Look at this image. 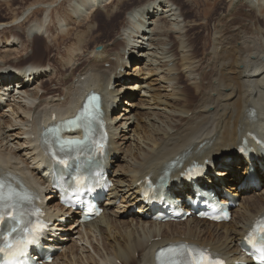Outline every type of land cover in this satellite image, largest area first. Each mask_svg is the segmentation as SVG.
Masks as SVG:
<instances>
[{
	"label": "bare ground",
	"instance_id": "bare-ground-1",
	"mask_svg": "<svg viewBox=\"0 0 264 264\" xmlns=\"http://www.w3.org/2000/svg\"><path fill=\"white\" fill-rule=\"evenodd\" d=\"M205 1L208 3L209 0ZM226 1L229 5L226 4L215 18L211 17V6L207 8L208 17L197 16L200 21L197 24H202L206 32L204 40L209 45L199 58L189 30L191 26L187 24L186 8L177 0H0V24L7 21L2 19L14 22L27 6L34 3L53 5V19L47 30H41V23L28 25L23 34L26 42L22 49L17 43L22 34L19 36L14 32L17 26L3 28L0 25L2 63L11 65L12 59L23 57L29 50V56L26 60L22 58V62L32 59L33 68L47 74L53 71L50 77L39 82L45 89L42 94L37 89L35 93H27V89H23L25 80H18L22 87L13 89L20 90L19 98L13 93L7 95L3 86H9L11 82H5L8 79L3 80L5 77L1 79L0 75V99L8 101L6 107L13 105L11 116L17 115L9 117L2 113L0 125L4 121L8 132L14 131L18 136L25 134L24 144L31 146L25 150H30V158L36 161L31 168L29 160L19 158L15 150L8 149L9 146L3 150L2 143L8 138L4 136L0 140V175L14 181L18 175H24L38 187V183H46L47 179L39 170L42 163L37 150L38 125L42 123L41 119L53 118V113L59 116L74 113L84 104L91 88L106 93L107 99L115 105L122 101L121 106H124L122 116L111 117L113 129L107 160L115 168L110 175L113 185L106 193L105 211L85 225L79 224L77 219L75 226L94 227L103 239V250L92 240L87 241L98 260L92 254L84 255L87 246H83L81 257L74 255L63 264H155L157 249L177 241L210 247L232 264L240 258L244 236L253 221L264 213L261 158L253 161L263 183L261 189L237 190L249 170L248 160L237 151L239 144L243 137H249L253 132L264 136V0ZM133 2L137 5L132 7L144 6L138 13V17L143 18V25L137 31H124L132 20L131 9L124 20L116 22V19ZM42 12V8L36 7L27 17ZM147 40L152 54L145 52ZM61 41L66 44L64 53ZM100 44L104 46L102 50L98 49ZM52 47L59 48L55 56L62 60H57L61 67L50 62ZM67 56L69 59L64 58ZM134 61L136 64L131 66ZM80 62L84 63L82 67H78ZM2 67L0 70L9 76L16 74L9 66ZM33 68H23V78L37 71ZM209 68V72H204ZM180 70L193 86L194 100L187 91L179 89L180 76L176 73ZM157 76L161 83L166 81V86H159V83L158 88L153 86ZM57 80L60 81L57 87H46V83ZM62 85L68 87L65 93L61 91ZM145 92H150V96ZM137 95H142L143 99H136ZM2 107L0 104V109ZM138 109L147 111L142 119L148 127L139 132ZM134 110L137 112L133 113ZM133 117L135 119L131 121ZM131 131L133 133L129 135ZM117 137L120 140H116ZM194 160L205 163L221 160L215 168L218 177H212V180L221 178L228 188L236 190L234 195L240 194L233 219L215 223L193 217L183 222L159 223L145 218L143 214L149 209L141 202L143 182L140 181L148 176L160 177L172 163L184 164L176 172L179 177L184 167ZM176 189L181 193L190 187L184 184ZM45 191L50 190L46 188ZM43 200H47L51 208L57 205L52 193L45 194ZM134 207L139 209L134 210ZM53 216L58 220L65 217L58 213ZM58 226V230L68 228L62 221ZM68 247L71 250L72 247ZM71 252L74 254L73 250Z\"/></svg>",
	"mask_w": 264,
	"mask_h": 264
},
{
	"label": "rangeland",
	"instance_id": "rangeland-1",
	"mask_svg": "<svg viewBox=\"0 0 264 264\" xmlns=\"http://www.w3.org/2000/svg\"><path fill=\"white\" fill-rule=\"evenodd\" d=\"M22 1H24V0H22ZM177 1H178L179 4H182V6L184 8H186V13H187V15L189 17V20H188L187 24L191 26L189 28V30H190V33H191L192 40H193V42H194V44L196 46V50L195 51L197 53V56L199 58H201L203 56L202 53L204 52V49L205 48H208L209 45L204 40L205 39L204 36H206V32H205L204 28L202 27V24L201 23H198L197 24V22H200L197 19V16H199V17H202V16L205 17V16H207L208 17L209 15L207 13V8H208V6H211L212 9H213L212 10L213 12H212L211 17H214L215 18L219 14V12H221L223 10V8H225L229 4L227 3L226 0H223V1L222 0H209L208 3H206L205 0H193L192 3H189L188 0H177ZM134 3L135 2L129 4L128 6H126V8L123 11L120 12V15L116 19V22L125 19L126 12L128 10H130V8L132 6L137 5V4H134ZM16 6H17V4L15 6H13V8L16 7ZM48 6H49V8H48ZM52 6L53 5H50V4H47V3L46 4L45 3H42V4L41 3L40 4L34 3V5L33 4L32 5H29V6H27L25 8V10L19 16V18H17L14 22H11V20H8V19H2L3 21H5V20H7V21L4 24L1 23L2 24L1 27L6 26V25H7V27H10L13 24L17 26L14 29L15 30L14 32L18 33L19 36L22 34V36L19 37V40L17 42L18 43V46H19L18 48L22 49V48L25 47V46H23V44H25V42H26V40L24 38V35H23L25 33V31H24L25 28L24 27L27 28L28 25H31V24H34V23H41L42 24V28H43L41 30L43 32H45L47 30V28H48L49 23L51 24L52 19H53L52 18V8H53ZM36 7L42 8L43 12L41 14H39V15L38 14L35 15V17L32 16V17L28 18L27 16H29L30 14H32V12L36 9ZM4 8H5V6H4ZM5 10L6 11H9V10H7V8H5ZM21 22H25L26 24L21 25ZM44 22H46V24L43 27ZM41 30H37V32L38 31L41 32ZM45 37H46V35H45ZM117 37H116V39L120 38V36L118 38ZM46 40L48 41V39H46ZM61 42L63 43L61 47H62V52L64 53L65 50H67L66 49V44L64 43V41H61ZM146 42H147V44H146ZM47 43L48 44H51L50 41H48ZM148 44H149V41L148 40L145 41V46L147 47V49H145V52L151 53L152 52V50L150 49L151 46H147ZM188 44H190V42ZM98 47H100V50H102L104 48L103 44L98 45ZM176 48H177V45L175 46V49ZM149 49L151 51H149ZM58 50H59L58 47L57 48L52 47L51 50H50V52H49V54H50V62H52V63L55 62L57 65H58L57 60L62 61L59 56H57V57L55 56V55H58L57 54L58 53L57 52ZM29 54H30V51L29 50L25 51L23 57H20L19 56V58H17V59H14V60L12 59L11 62H10L11 65L14 66V67H16L17 65H19V64L23 65L26 62H29L30 60L33 62L32 59H29V61L22 62V58H25V60H26V58L29 56ZM74 55H75V53H74ZM20 58H21V60H20ZM64 58L65 59L66 58L69 59L68 56L67 57H64ZM80 63H81V65L80 66L78 65V67H82L83 64H84L82 62H80ZM134 64H136V61L132 62L130 65L131 66H134ZM6 65H9V64L8 63H2V61L0 59V66L6 67ZM58 66H60V65H58ZM107 66L109 67V64H106V67ZM210 69L211 68L207 69L204 72H209ZM180 72H181V70L176 73V74L179 73L177 76H180V79H179V83H180L179 84V87L180 88L179 89L187 91L190 94V96L193 98L192 100H194L195 97L193 96V93H194L193 86L189 83L188 79L184 76V74L183 73H180ZM52 73H53V71L50 70L49 74H47L45 72H44V74L43 73L42 74H43V76L45 75L47 77H50V75ZM66 73H68V72H66ZM187 74H189V72ZM66 76L69 77L67 74H66ZM157 77H158L157 78L158 80H157V82L155 81V84L153 86H156L157 88L159 86H162V85L166 86V84H167L166 81H164L165 83L164 82L161 83L160 80H159L160 79L159 76H157ZM42 80H37L35 83H33L29 87L28 86L26 87V85H25V87H23V89H27V93H30V92L35 93V90L36 89L37 90H40V93H42L45 90L44 88H43L44 89L43 90L39 86V84L41 83L40 81H42ZM50 81H52V80H50ZM59 82L60 81L53 82V83H49V84L46 83V87H49V88L57 87L58 85L56 86V84L59 83ZM158 83L160 84L159 86H158ZM201 84L204 85L203 83H201ZM61 87H62L61 88L62 89L61 91H63L64 93H65V91L68 90V87L66 88L63 85ZM188 93H186V94H188ZM58 94H60V93H58ZM145 94L147 96H150L149 94H151V93L150 92H145ZM147 96H145V98H148ZM183 96L185 97V95H183ZM135 98L138 99V100H140L142 98V95L141 96L140 95H137ZM123 107L124 106H121L120 105V107L114 111L113 117H117L118 118V117L122 116L121 112L123 110H121V109H123ZM12 108H13V105H11L10 107H6V106L5 107H2V109H0V116H1L2 113H4L5 115H8L9 117H13L15 115V113H13L14 115L11 116V114H12ZM136 112H137V110H134L133 111V113H136ZM145 112H147V111L146 110H143V109H138V112H137V114H138L137 115L138 120H137V122H138V124L141 123L138 132L139 131H142V130L148 129V127L146 126V123H145V119L144 120L142 119L143 115H147V114H144ZM139 115H140V117H139ZM15 116H17V115H15ZM123 119H124V117H123ZM134 119H135L134 117L131 118V121H134ZM118 120H120V119H118ZM4 125H5V123H4V121H2V124L0 125V140L2 138H4V136H7L8 138L7 139H4L5 141L2 143L3 144V147H4L3 150H5L9 146L8 149L9 150L10 149L15 150L16 152L15 151L14 152L17 154V156L19 158H23V159L26 158L27 161L29 160V166L31 168H33L35 166V164H36V161L33 160L32 157L30 158V153H29L30 150H25V149L31 147L30 145H28L29 143H25L24 144L25 139H26V135L25 134H21V135L18 136V135H15L16 132L14 133V131L8 132L7 129H6V127ZM134 127H135V125L133 126V129H134ZM15 131L19 132V129L18 130L16 129ZM132 133L133 132L131 131L129 133V135H131ZM9 134H13L12 135L13 137L12 136L9 137L8 136ZM116 140H120V138L117 137ZM251 193H253V192H251ZM75 224L76 223L73 220H69L67 223H65V227H68V228L66 230L67 234H65L64 236L67 237L68 239H66V241H65V246H64L62 252L57 255L58 256V259L55 260V264H63L66 261L72 260L74 258V255H77V256L81 257V254H82L81 252H83V251H84V255L92 254L93 256L96 257L97 260L99 259L98 255L94 251L92 245L90 243H87V241L92 240L93 243H94V245H99L100 248L103 250V244H102L103 243V239H102L101 235H99V232L96 231V229L94 227H91V228L88 227L86 229L85 227H81V226L75 227L76 226ZM68 246L72 247L71 250L74 251V254L71 252V250H70V248ZM83 246H87V247H86V249H84L82 251L81 247H83ZM66 249H67V251H66ZM80 264H82V263H80Z\"/></svg>",
	"mask_w": 264,
	"mask_h": 264
},
{
	"label": "snow or ice",
	"instance_id": "snow-or-ice-1",
	"mask_svg": "<svg viewBox=\"0 0 264 264\" xmlns=\"http://www.w3.org/2000/svg\"><path fill=\"white\" fill-rule=\"evenodd\" d=\"M80 119L83 120V126L88 128L91 125V120L94 116L88 110H84ZM59 143V142H58ZM66 144L79 145L80 141H68L60 143V149H64ZM102 144L99 147L102 148ZM61 164H67L66 160H60ZM7 189V190H6ZM19 197V199H16ZM30 197L27 195L20 197L19 193H16L11 186L6 185L5 181L0 179V221H3L4 216L7 214L14 220H18V217H22L24 212L20 207L23 200H28ZM17 211L18 215H13V211ZM18 222H20L18 220ZM44 225L37 223L32 227H25L22 229L23 234L15 240H9V236H4L0 239V256L7 257V259L0 260V264H23L19 257H21L29 244L36 242L39 234L43 231ZM16 231L15 228L12 229ZM253 234H264V221L258 222L253 229ZM250 242L252 236L250 235ZM261 246L257 249L259 252V259L264 264V235H260ZM187 253V255H186ZM167 255V259H161V264H222V261L214 258V256L206 249H199L195 246L179 245L173 246L166 250H161L158 253V259L164 258Z\"/></svg>",
	"mask_w": 264,
	"mask_h": 264
}]
</instances>
